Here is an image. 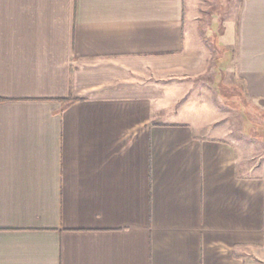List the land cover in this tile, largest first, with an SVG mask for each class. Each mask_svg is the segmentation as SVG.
<instances>
[{
  "label": "crops",
  "instance_id": "obj_1",
  "mask_svg": "<svg viewBox=\"0 0 264 264\" xmlns=\"http://www.w3.org/2000/svg\"><path fill=\"white\" fill-rule=\"evenodd\" d=\"M236 1L0 0V264H264V173L206 78L229 52L264 111V0Z\"/></svg>",
  "mask_w": 264,
  "mask_h": 264
},
{
  "label": "rangeland",
  "instance_id": "obj_2",
  "mask_svg": "<svg viewBox=\"0 0 264 264\" xmlns=\"http://www.w3.org/2000/svg\"><path fill=\"white\" fill-rule=\"evenodd\" d=\"M236 4V0H211L206 2V12L215 17L218 24H225L227 19L235 17ZM216 52L215 58H223L220 63L217 62L215 72L207 74V84L213 87L217 102L224 110L230 111L231 124L237 135L252 145L254 155L250 164L260 167L264 173V111L245 97L240 80L233 77L231 71H223L230 65L227 61L230 53ZM218 67H222L221 72Z\"/></svg>",
  "mask_w": 264,
  "mask_h": 264
},
{
  "label": "trees",
  "instance_id": "obj_3",
  "mask_svg": "<svg viewBox=\"0 0 264 264\" xmlns=\"http://www.w3.org/2000/svg\"><path fill=\"white\" fill-rule=\"evenodd\" d=\"M74 99L72 97H68L66 99H64V101H67V102H70V101H73Z\"/></svg>",
  "mask_w": 264,
  "mask_h": 264
}]
</instances>
